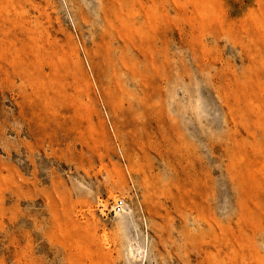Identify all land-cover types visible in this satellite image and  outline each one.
I'll return each mask as SVG.
<instances>
[{"label":"rangeland","instance_id":"1","mask_svg":"<svg viewBox=\"0 0 264 264\" xmlns=\"http://www.w3.org/2000/svg\"><path fill=\"white\" fill-rule=\"evenodd\" d=\"M0 264H264V0H0Z\"/></svg>","mask_w":264,"mask_h":264},{"label":"built area","instance_id":"2","mask_svg":"<svg viewBox=\"0 0 264 264\" xmlns=\"http://www.w3.org/2000/svg\"><path fill=\"white\" fill-rule=\"evenodd\" d=\"M128 207V202L125 198H119L113 206V210L115 214H121L125 212L126 208Z\"/></svg>","mask_w":264,"mask_h":264}]
</instances>
